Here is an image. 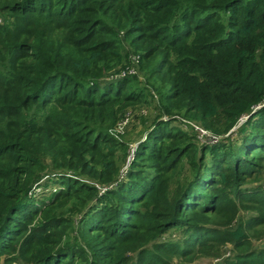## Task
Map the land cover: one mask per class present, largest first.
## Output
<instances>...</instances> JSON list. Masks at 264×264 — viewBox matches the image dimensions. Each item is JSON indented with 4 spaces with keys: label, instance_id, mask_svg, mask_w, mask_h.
Returning <instances> with one entry per match:
<instances>
[{
    "label": "trees",
    "instance_id": "16d2710c",
    "mask_svg": "<svg viewBox=\"0 0 264 264\" xmlns=\"http://www.w3.org/2000/svg\"><path fill=\"white\" fill-rule=\"evenodd\" d=\"M0 16V264H264V0H0ZM136 57L144 83L107 80ZM150 99L123 172L112 133Z\"/></svg>",
    "mask_w": 264,
    "mask_h": 264
},
{
    "label": "rangeland",
    "instance_id": "374dc122",
    "mask_svg": "<svg viewBox=\"0 0 264 264\" xmlns=\"http://www.w3.org/2000/svg\"><path fill=\"white\" fill-rule=\"evenodd\" d=\"M121 67L117 68L116 70L113 71V73L117 72ZM138 74L136 75L138 78V81L140 82H145V75L144 72H142L139 68L136 69ZM111 73L110 75L107 76L108 78L111 77L113 74ZM103 83V82H102ZM105 83V82H104ZM156 100V98H155ZM154 99H150L148 105H143V106H137V107H131L129 108L123 118L120 120L123 121L125 119H128L127 124L124 126V128L117 133L115 130L113 131L112 134L114 136L119 137V139H124L125 141L130 143V152L132 148L138 145L140 140L145 139L146 135V130L153 124V122L156 120V118L159 115V110L157 108V102ZM145 111V115H141L142 111ZM129 115V117H127ZM180 125V124H179ZM176 126H178L176 124ZM182 128V125H180ZM128 163L127 161L122 162V171L125 172L126 170V164ZM49 190L44 194L45 196H49ZM257 248H264V239H262L261 243H258ZM211 264H221L223 261L222 259L217 260H211ZM201 263V262H199ZM197 263V264H199ZM205 263V262H204ZM3 264V263H2ZM16 264V263H14ZM207 264V263H205Z\"/></svg>",
    "mask_w": 264,
    "mask_h": 264
},
{
    "label": "built area",
    "instance_id": "2783aa9c",
    "mask_svg": "<svg viewBox=\"0 0 264 264\" xmlns=\"http://www.w3.org/2000/svg\"><path fill=\"white\" fill-rule=\"evenodd\" d=\"M4 24H5V20H4V18H2L0 16V27H2ZM137 68H139V57H136V58L133 59L132 66H128L126 68H120L115 73L112 72L113 74L111 75L110 78H108V80L115 82V81H118V80H123V79L128 78V77H134V76H136L138 74V72L136 70ZM145 114H146V112L143 110L141 112V115H145ZM127 117H129V115ZM164 120H167V118H165ZM244 120H242V122ZM127 121H128V119H125V120L119 122L117 127L115 128V131L117 133H119L124 128V126L127 124ZM181 125H182V129L183 130L194 132L197 135V138H198V140H199V142L201 144L213 145V144L217 143L219 141V139H220V137L214 135L213 133H211L210 131L206 130L200 124H198L196 122H189V121L184 120L181 123ZM136 147L137 146L132 148L131 155H130V158H129L128 162L132 158Z\"/></svg>",
    "mask_w": 264,
    "mask_h": 264
}]
</instances>
